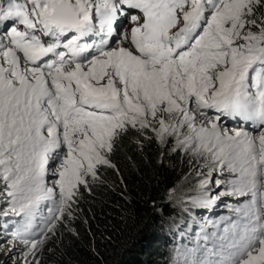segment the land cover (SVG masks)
Masks as SVG:
<instances>
[{"label": "snow or ice", "instance_id": "snow-or-ice-1", "mask_svg": "<svg viewBox=\"0 0 264 264\" xmlns=\"http://www.w3.org/2000/svg\"><path fill=\"white\" fill-rule=\"evenodd\" d=\"M133 134L202 158L201 189L233 177L205 207L244 198L183 264H264V0H0V215L26 219L23 264H44L59 226L78 236Z\"/></svg>", "mask_w": 264, "mask_h": 264}, {"label": "trees", "instance_id": "trees-1", "mask_svg": "<svg viewBox=\"0 0 264 264\" xmlns=\"http://www.w3.org/2000/svg\"><path fill=\"white\" fill-rule=\"evenodd\" d=\"M135 139L133 134L113 156L119 172L103 170V184L98 183L91 195L84 194L70 224L78 236L59 226L48 243L54 252H44V264H179L185 250L196 247L184 232L192 235L194 242L205 243L200 235L205 225L196 218L218 221L219 229L224 224L225 215L200 208L206 192L201 195L199 190L191 196L195 205H190L191 211L184 216L174 205L172 192L191 171V152L173 151L172 145L165 149L156 142H145L140 148ZM213 205L217 208V204ZM46 215L41 213L32 222L25 238L39 234ZM25 223L22 215H0V240L2 235L15 238ZM210 228L211 232L218 231L212 225ZM25 251L23 245L18 258L6 261L0 257V264H23Z\"/></svg>", "mask_w": 264, "mask_h": 264}, {"label": "rangeland", "instance_id": "rangeland-1", "mask_svg": "<svg viewBox=\"0 0 264 264\" xmlns=\"http://www.w3.org/2000/svg\"><path fill=\"white\" fill-rule=\"evenodd\" d=\"M129 27L128 21H124V28L122 31L127 30ZM193 154V153H192ZM190 173L182 179L178 185L174 188L172 192V197L174 200V205L176 208H178L179 211L183 213V216L187 214V210L191 211L190 205H195V202L191 201V196L196 194L197 191H201L200 194L202 195L204 192H206L207 195H212L213 197L217 195L220 191H226L230 189V185L228 181L233 179V177L230 174H221L219 170L214 172L212 174V183L207 186L206 189L200 188V181L208 176V169L204 166V160L198 156H195L193 154L192 159L190 160ZM216 179H223L225 180V184L221 185L219 188L215 186V180ZM2 194V193H0ZM198 194V195H200ZM200 195V196H201ZM199 199V198H198ZM244 198L237 197V196H226L221 197L220 200L215 201L214 203H209L206 207L204 206L206 201L203 198L202 202L200 203V208L205 209L210 206V204H217V210L220 211V214L225 213H233V209L240 206V204L243 203ZM0 209H3L4 211L9 210V204H6L4 199L0 198ZM46 213V209L42 210V214L44 215ZM11 214V213H10ZM234 214V213H233ZM13 215V214H11ZM191 216V214H188ZM198 214L194 216L197 217ZM201 222V224H204L206 226L207 232H211L212 229H209V225H212V228H216L215 225H219V222L212 223L211 218L210 219H202L201 217L196 218ZM203 222V223H202ZM221 225V224H220ZM204 226V229H205ZM5 232L12 234L10 231L6 230ZM215 232V231H213ZM185 236L189 238L191 244H194L195 246L200 245L192 240V235L187 234L184 232ZM0 240V257L3 260L11 261L16 258H18L19 249L23 246V243L21 241H18L16 238H14L12 235H2ZM199 241V240H198ZM201 247L204 246L200 245ZM185 259V258H184ZM184 259H181L179 261V264H183Z\"/></svg>", "mask_w": 264, "mask_h": 264}, {"label": "clouds", "instance_id": "clouds-1", "mask_svg": "<svg viewBox=\"0 0 264 264\" xmlns=\"http://www.w3.org/2000/svg\"><path fill=\"white\" fill-rule=\"evenodd\" d=\"M98 39V38H97ZM222 123L229 127V128H233V127H246L245 124L239 122V121H233L232 119H227V120H224L222 121ZM256 127L254 124L253 125H250L248 127H246V130L250 131L252 130V128Z\"/></svg>", "mask_w": 264, "mask_h": 264}, {"label": "bare ground", "instance_id": "bare-ground-1", "mask_svg": "<svg viewBox=\"0 0 264 264\" xmlns=\"http://www.w3.org/2000/svg\"><path fill=\"white\" fill-rule=\"evenodd\" d=\"M212 206H208V208H205L204 210H207V211H209V212H215V211H218L217 209H216V207H214V205L213 204H211ZM219 213L218 214H220V211H218ZM221 215V214H220ZM225 215V217L222 219V221H224V224H221L220 225V229H219V231H222V229H223V227L225 226V224L227 223V221L229 220V218H235L234 217V214L233 213H230V212H228V213H225V214H223V216ZM209 246H211V245H209Z\"/></svg>", "mask_w": 264, "mask_h": 264}]
</instances>
